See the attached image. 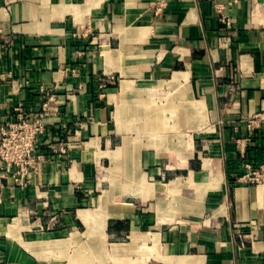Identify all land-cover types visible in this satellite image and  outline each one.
Listing matches in <instances>:
<instances>
[{"label": "crops", "instance_id": "crops-1", "mask_svg": "<svg viewBox=\"0 0 264 264\" xmlns=\"http://www.w3.org/2000/svg\"><path fill=\"white\" fill-rule=\"evenodd\" d=\"M19 103L48 116L0 264H264V180L237 183L264 164V0H0Z\"/></svg>", "mask_w": 264, "mask_h": 264}, {"label": "built area", "instance_id": "built-area-1", "mask_svg": "<svg viewBox=\"0 0 264 264\" xmlns=\"http://www.w3.org/2000/svg\"><path fill=\"white\" fill-rule=\"evenodd\" d=\"M46 116L47 106L35 119L24 103L15 106L11 120L0 116V198L9 177L19 187H24L29 181V170L33 168L36 160L38 135L43 133L42 121ZM246 128L251 132L264 129V113L248 118ZM38 158L42 159L41 156ZM263 180L264 164L259 167L247 165L245 173L238 178L237 183L256 186ZM236 233L243 238L245 230L238 227Z\"/></svg>", "mask_w": 264, "mask_h": 264}]
</instances>
